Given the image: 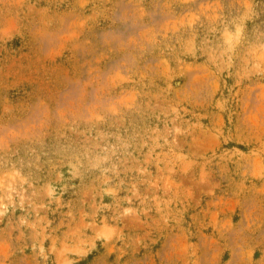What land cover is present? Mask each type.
I'll return each mask as SVG.
<instances>
[{"label":"rangeland","instance_id":"rangeland-1","mask_svg":"<svg viewBox=\"0 0 264 264\" xmlns=\"http://www.w3.org/2000/svg\"><path fill=\"white\" fill-rule=\"evenodd\" d=\"M0 264H264V0H0Z\"/></svg>","mask_w":264,"mask_h":264}]
</instances>
